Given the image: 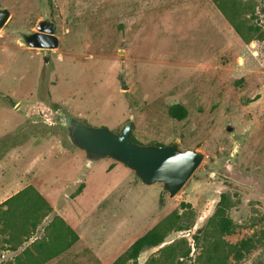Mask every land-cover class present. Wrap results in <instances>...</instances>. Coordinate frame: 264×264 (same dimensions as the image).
<instances>
[{
    "label": "rangeland",
    "instance_id": "1",
    "mask_svg": "<svg viewBox=\"0 0 264 264\" xmlns=\"http://www.w3.org/2000/svg\"><path fill=\"white\" fill-rule=\"evenodd\" d=\"M243 1L249 23L264 34V0ZM0 7L10 11L0 28V202L18 189L23 175L27 183L61 168L67 151L75 168L66 178L68 191H75L72 183L84 172L85 193L97 197L123 171V202L111 209L122 224H112L110 199L99 223L104 232L117 233L115 253L175 211L171 220L183 228L124 264H143L171 244L190 249L187 257L175 256V264H196L208 243L219 241L214 229L221 208L232 228L224 242L262 237L263 40L243 41L213 0H0ZM45 17L56 23L58 46H26L21 33L34 31ZM173 104L184 105L187 116L171 117ZM63 114L113 132L133 116L135 142L177 141L204 157L169 196L162 183L146 185L109 157L84 166L83 150L66 136ZM49 264L101 262L78 242ZM226 264H264V237L239 261L229 257Z\"/></svg>",
    "mask_w": 264,
    "mask_h": 264
},
{
    "label": "crops",
    "instance_id": "2",
    "mask_svg": "<svg viewBox=\"0 0 264 264\" xmlns=\"http://www.w3.org/2000/svg\"><path fill=\"white\" fill-rule=\"evenodd\" d=\"M75 154L77 158L82 159L80 151L75 152ZM73 162L74 158L69 157L67 151H65V153H62V156L60 157L61 168L53 170L50 176L40 177L35 175L32 176L27 183L24 181H26L28 177L23 175L19 178L18 182L20 185L18 189L7 198L13 196L27 186H33L34 189L52 207L53 212L44 218H41L40 221L37 222L35 230L28 233L26 232V228L31 229V227L29 224H26V220H23L20 215L21 212H24V209L22 208V196L10 203V210H14L15 214H11V220L8 226L2 228L0 225V257L3 258L0 259V264H19L25 258V251L28 252L32 261H34L37 256H40V258L47 257L46 260L41 261L39 264H49L53 260L67 255L69 250L72 249L78 242H82L87 246L90 252H94L101 264H111L135 240L134 239L124 251L115 253L114 250L119 245V242H115L117 240V233H106L102 230L99 224L101 222V218L107 215L106 204L110 202L109 199L114 202L108 208L111 212L113 219L112 224L114 228L116 229L122 224V220H115L116 216L113 215V211L111 209L117 210L118 205L123 202V200H121V196L126 182L124 180L123 171L121 170L119 180H117L114 185L107 188L101 195L97 194V197H94L85 193L87 188L88 173L86 174L83 172V176L80 179H77L78 181H74L75 183H72L75 187L74 192L67 190L68 184L66 182V178L70 173L72 174L75 169ZM94 163L87 164L85 162L84 154V166H92ZM113 168H117L116 165L111 167L109 170L113 171ZM74 174L75 173H73V175ZM127 175L135 176L133 170H131V172L128 171ZM80 182L82 183L80 184ZM98 185L101 188L104 187V183L102 181ZM31 196L34 198L32 193ZM91 197L93 200L89 199ZM7 198L3 199L0 203ZM86 198L87 200H85ZM84 208L88 209L90 212L85 213L83 211ZM2 209H7V205H4ZM53 214L59 215L78 237L77 240L72 242L71 246L56 253L52 252L58 247V243L53 240H48V233L44 229L45 224L52 220ZM21 225H23L22 228ZM93 225H95V228L93 229L94 235L89 237L88 230ZM39 241L46 242L47 245L40 248L38 253L33 245ZM52 242L56 244H52ZM101 242L103 244L100 246L99 244ZM112 253L113 255L111 256Z\"/></svg>",
    "mask_w": 264,
    "mask_h": 264
},
{
    "label": "trees",
    "instance_id": "3",
    "mask_svg": "<svg viewBox=\"0 0 264 264\" xmlns=\"http://www.w3.org/2000/svg\"><path fill=\"white\" fill-rule=\"evenodd\" d=\"M213 1L218 10L224 15L226 20L243 41L250 42L253 39H261L264 41V34L260 31V28L257 25L249 23L250 18L247 16V8L249 7V4H246L243 0ZM168 113L171 117L181 120L187 116L188 112L184 105L173 104L169 107ZM131 139L135 141L132 133ZM6 142L8 141L5 140L3 146L7 147L9 145H6ZM14 145L15 143L10 146ZM1 157L2 154L0 153V159ZM31 193L34 195V198H32ZM21 196L24 212H21L20 215L23 220H26V224H29L31 227V229L25 227L26 232L29 233L30 231L35 230L37 222L53 212V209L33 186H27L0 203V225L2 228L10 224L11 214H15L14 210H10V203ZM4 205H7V209L5 210L2 209ZM216 213L219 214V218L216 221L214 230L216 235H218L219 241L215 239L211 240L205 250L202 251L201 255L197 257L196 264H226L229 257L233 258L235 261H239L246 253L255 248L261 242L262 237H264L263 230L262 237L256 236V238L251 235L242 238L235 243L224 242L222 237L232 231L231 222L224 216V210L222 208ZM172 215H175V211H172L147 230L143 235L135 239L111 264H124L127 260L135 261L141 253L162 244L164 242V237L170 231L181 230L183 228L182 225L175 224V221L171 220ZM22 226L23 225H21V228ZM44 229L48 233V240H53L58 243V247L52 253L62 251L71 246L72 242L78 238L72 229L57 214H53L52 220L45 224ZM52 244L56 243L52 242ZM46 245V242L39 241L33 246L39 253V249ZM189 252V248L183 250L180 245L178 247L172 244L169 246L163 245L158 249L159 256L150 257L143 264H175L173 260L175 256L178 258H184L189 255ZM46 258L47 257L40 258V256H37L34 261H32L28 252L25 251V258L19 264H39L41 261L46 260ZM176 264L180 263H177L176 261Z\"/></svg>",
    "mask_w": 264,
    "mask_h": 264
},
{
    "label": "water",
    "instance_id": "4",
    "mask_svg": "<svg viewBox=\"0 0 264 264\" xmlns=\"http://www.w3.org/2000/svg\"><path fill=\"white\" fill-rule=\"evenodd\" d=\"M9 15L8 8L0 7V28ZM21 37L29 47L53 49L59 44L56 23L48 17L39 19L35 30L22 32ZM61 120L68 140L84 151L87 164L109 157L133 170L135 176L146 185L162 183L169 196L175 195L204 157V153L199 150L181 149L177 141L168 144L133 141V116L128 118L118 132L105 126L88 124L67 114H63ZM226 129L230 131L231 126L228 125Z\"/></svg>",
    "mask_w": 264,
    "mask_h": 264
}]
</instances>
